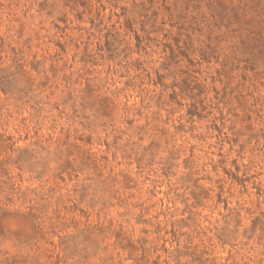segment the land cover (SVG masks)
<instances>
[{"label":"rangeland","instance_id":"374dc122","mask_svg":"<svg viewBox=\"0 0 264 264\" xmlns=\"http://www.w3.org/2000/svg\"><path fill=\"white\" fill-rule=\"evenodd\" d=\"M0 264H264V0H0Z\"/></svg>","mask_w":264,"mask_h":264}]
</instances>
